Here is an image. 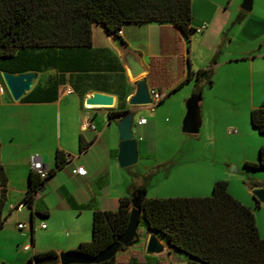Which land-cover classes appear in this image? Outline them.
Masks as SVG:
<instances>
[{
  "label": "crops",
  "instance_id": "crops-1",
  "mask_svg": "<svg viewBox=\"0 0 264 264\" xmlns=\"http://www.w3.org/2000/svg\"><path fill=\"white\" fill-rule=\"evenodd\" d=\"M240 3L241 0H190L189 24L194 31L187 39L170 23H125L117 31L119 39L93 23L88 47L23 48L10 57L0 59V74H34L29 89L17 100L10 97L0 77L3 86L0 93V165L5 176V185L0 191V218L3 219L0 226V264H25L35 252L52 250L58 254L88 241L92 210H114L119 198L127 196L131 175H141L153 167L147 164L148 144L143 139L137 140V162L141 160L142 166L130 172L128 177L117 167L115 160L118 144L115 122L118 116L102 122L97 117L105 111L130 110L134 123L140 117L145 119L143 124L136 125V139L142 135L146 137L155 122L145 118L141 111L152 112L153 106L183 87L189 89L190 95L191 77L198 69L210 68L214 75L227 73L231 77V64L247 62L250 100L243 112L245 120L241 117L243 122L235 120L233 124H224L221 132L224 134L225 131L241 147V164L257 159L258 148L264 145V134L257 133L250 126L247 115L250 109L260 104L252 101L253 80L259 79L261 64L257 62L260 66L254 67L255 56L251 54V47H264V14L259 15L251 8L244 12L239 8ZM239 12L242 13L241 19L231 24ZM199 27L201 31L195 32ZM119 41L134 52L145 69L135 79L129 77L121 61ZM239 43L248 44L250 49L237 50ZM226 48L227 54L224 52ZM257 56L262 60L264 52ZM161 68L164 69L167 85L157 92ZM187 74H192L190 79L167 94L160 103L147 106L127 104L137 79L145 81L148 92L157 93L162 98ZM259 81L264 83V77H260ZM91 93L110 96L112 104L108 107L85 105L84 99ZM263 98L264 88L261 87L255 101H262ZM212 111L215 110L204 112L203 100L198 102L199 126L197 133L192 134L195 138L202 134L203 127V133L216 141V112ZM136 112L138 115L134 118ZM231 112L237 116L234 108L228 114ZM87 125H92L93 129ZM79 140L84 145L83 150L78 148ZM57 150L67 155L69 160L63 167L54 169L41 186V191L38 189L32 196L31 204L27 205L23 199L30 171L28 156L38 155L44 169L49 170L54 168ZM165 163H156L155 170ZM74 166H82L85 174L72 175L70 169ZM185 174V180L192 183L191 173ZM209 178L205 177L202 185V180H199L200 187L189 185L188 191L168 197L208 196L212 183L219 180L216 175ZM143 189L144 197H156L148 196L145 186ZM227 191L252 209L258 235L263 238L264 228L255 214L260 205L254 208L251 195L250 198L238 196L228 189V185ZM17 224H22V227L17 228ZM138 227L137 241L118 250L114 255L116 261L120 264H185L187 258L183 254L167 251L166 248L161 255H153L157 262L146 259L144 243L147 234L152 232ZM164 255L166 259H163Z\"/></svg>",
  "mask_w": 264,
  "mask_h": 264
},
{
  "label": "trees",
  "instance_id": "trees-1",
  "mask_svg": "<svg viewBox=\"0 0 264 264\" xmlns=\"http://www.w3.org/2000/svg\"><path fill=\"white\" fill-rule=\"evenodd\" d=\"M241 16L239 12L231 24L239 21ZM190 17V0H0V59L23 48L88 47L93 23L118 39L117 31L125 23H170L187 39L194 31L189 24ZM160 70L157 92L167 85L164 69ZM191 75L187 74L156 103L189 80ZM211 76L210 68L198 69L192 75L191 95L197 103L201 100L203 86L211 85ZM122 113L124 111H110L108 118ZM248 121L257 133L264 134V98L257 107L249 110ZM146 144V152L150 154L152 145L149 141ZM78 148L84 149L80 140ZM66 163L64 154L57 150L54 168L47 170L44 178L29 171L23 201L30 205L33 194L54 169ZM242 166L251 170L264 169V145L258 148L255 161H243ZM147 173L131 175L127 196L119 198L114 210H92L89 240L78 243L71 251L95 255L123 232L130 209V194L144 188L143 179ZM4 185L5 176L0 165L1 192ZM259 186L257 182H247L249 190ZM251 199L254 208L261 204L253 195ZM2 220L0 218V226ZM138 226L161 239L167 251L183 254L187 258L185 264H264V237L258 235L252 209L228 193L224 180L214 181L208 196L143 197ZM136 233L139 236L138 231ZM121 249L124 247L118 250ZM114 255L101 263L120 264ZM145 258L157 262L153 255ZM56 262L57 254L47 250L31 254L25 264Z\"/></svg>",
  "mask_w": 264,
  "mask_h": 264
},
{
  "label": "rangeland",
  "instance_id": "rangeland-1",
  "mask_svg": "<svg viewBox=\"0 0 264 264\" xmlns=\"http://www.w3.org/2000/svg\"><path fill=\"white\" fill-rule=\"evenodd\" d=\"M251 2L252 11L257 12L259 15L264 14V0H251ZM224 13H226V10ZM233 29H235V25ZM236 46L239 51L250 49H248V44L239 43ZM220 48L223 52V47L220 46ZM251 50L252 56H255L254 67L260 66L256 64L257 62L260 63L258 75L264 77V58L259 60V56H257L264 52V47L258 48L255 46L251 47ZM226 51H228L227 48L224 51L227 54ZM246 63V61H237L231 64L233 67L231 77L227 73L215 75L212 73L211 85L202 88L201 100H203L204 112L207 109H214L215 111L212 112H216V129H218L216 141H212L203 133V127L199 138L180 131L181 121L185 114L184 100L189 96V89L187 90L186 87L178 89L159 105L153 106L152 112L148 110L141 111L145 118L155 122V126L150 128V132L146 137L145 135L139 137V140L149 141L152 145L150 154L147 157L149 158L147 164L153 167L150 168L143 179L148 196L165 198L172 194L186 192L189 185L195 188L200 187L199 180H202V185L205 177L211 179L209 177L213 175L219 177V180L226 181L228 189L233 193L248 198H250V191L252 190L247 187L248 181L264 185V169L251 170L243 167L239 162L242 154L241 147L225 131L224 134L221 132V127L224 124H233L235 120L238 122L245 120L243 112L250 100L249 69ZM260 77L258 80H253L252 101L254 104L261 102L255 101L256 93L260 91L261 87L264 88V83L261 84L259 81ZM155 104L156 102L152 105ZM233 108L235 112L237 111V116L232 112L228 114ZM137 115L138 112L134 113V118ZM205 115L204 113L203 117ZM97 118L98 121L102 122L101 117ZM230 126L235 127L234 125ZM158 162H166L164 164L165 168H163V165L155 170L154 166ZM141 166L140 160L132 166L120 169L130 177V172L139 169ZM152 168L156 172H153ZM188 172L192 175V183L190 184L185 180V173ZM255 214L257 221L264 228V204H260ZM166 257L164 255L163 259H166Z\"/></svg>",
  "mask_w": 264,
  "mask_h": 264
},
{
  "label": "water",
  "instance_id": "water-1",
  "mask_svg": "<svg viewBox=\"0 0 264 264\" xmlns=\"http://www.w3.org/2000/svg\"><path fill=\"white\" fill-rule=\"evenodd\" d=\"M242 11L248 12L251 8V0H241L240 7ZM120 58L127 69L131 79H135L144 73L145 69L139 63L138 57L122 41L118 43ZM2 84L13 100H17L24 91L28 90L33 73H23L11 75L8 73L0 74ZM150 97L147 85L143 79H137L133 95L128 99L130 106H145L150 104ZM84 104L88 106L108 107L112 104V99L108 95L91 93L84 99ZM115 122L117 130V152L116 164L119 168H125L134 165L137 162V139L136 123L133 122L132 111H125L117 115ZM102 121H108V112L105 111ZM199 126L198 103L191 94L185 101V114L181 121L180 131L185 134H196ZM41 191V187L39 188ZM251 195L260 203H264V187H257L250 191ZM144 197V189L135 190L130 194V209L128 213L125 229L109 245L97 252L95 255L81 254L75 251H64L57 254L59 264H98L115 254L120 247L130 246L136 242L138 235L136 229L139 223L140 202ZM31 223V219H29ZM166 246L163 245L152 233H148L144 243V254L161 255ZM167 250V248H166Z\"/></svg>",
  "mask_w": 264,
  "mask_h": 264
},
{
  "label": "built area",
  "instance_id": "built-area-1",
  "mask_svg": "<svg viewBox=\"0 0 264 264\" xmlns=\"http://www.w3.org/2000/svg\"><path fill=\"white\" fill-rule=\"evenodd\" d=\"M200 31H201V27L195 29V32H200ZM2 90H3V86L0 84V93ZM149 97H150V101H151L149 105H152L154 102H157L161 98V96L159 94L151 92V91L149 92ZM144 122H145V119L140 117L138 119V121L136 122V125H141ZM87 126L90 129H93L92 125H87ZM137 140H139V138H137ZM64 158L66 161L69 160L68 159L69 157L65 154H64ZM27 161H28L29 170L31 172L37 174L40 179H42L46 176L47 170L44 169L38 155H36V154L29 155ZM70 173L72 175H76V176H83L85 174V170L82 166H74L70 169ZM43 226L44 225H41V227H43ZM16 227L20 228V227H22V224H17Z\"/></svg>",
  "mask_w": 264,
  "mask_h": 264
}]
</instances>
